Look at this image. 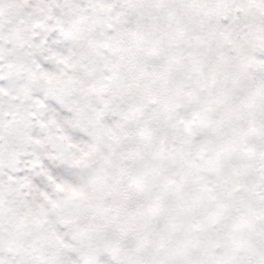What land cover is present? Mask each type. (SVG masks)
Listing matches in <instances>:
<instances>
[{"label":"snow or ice","instance_id":"1","mask_svg":"<svg viewBox=\"0 0 264 264\" xmlns=\"http://www.w3.org/2000/svg\"><path fill=\"white\" fill-rule=\"evenodd\" d=\"M0 264H264V0H0Z\"/></svg>","mask_w":264,"mask_h":264}]
</instances>
